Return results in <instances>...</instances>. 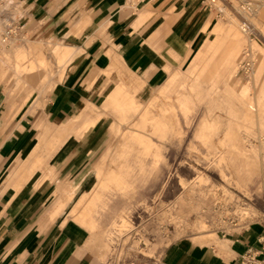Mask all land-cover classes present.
I'll return each instance as SVG.
<instances>
[{"label": "rangeland", "instance_id": "obj_1", "mask_svg": "<svg viewBox=\"0 0 264 264\" xmlns=\"http://www.w3.org/2000/svg\"><path fill=\"white\" fill-rule=\"evenodd\" d=\"M244 1L251 3L256 12H245ZM149 2L135 0L140 4L138 11L159 7V12L148 15L176 21L170 27L182 38V49H170L171 58L163 57L168 72L164 83L171 78V85L143 89L140 77L127 70L121 72L125 80L120 81L133 90L129 96L138 97L133 115L124 124L125 136L116 137L110 130L113 114L67 136L56 144L48 163L55 181L68 183L73 195L57 190L48 172L44 176L48 179L37 188L48 195L63 226H76L90 237L100 251V264H164L163 253L176 243L216 242L223 238L220 229L264 220V0H221L224 12L220 16L195 6L199 0L189 10L179 0L157 8ZM23 15L21 12L17 18ZM244 22L249 24L250 33L243 31ZM215 24L236 28L231 40L236 44V55L231 63L224 62L230 50L229 39H222L209 51L210 41L225 36V32L214 31ZM11 25L13 22L0 25L1 47L6 46L2 38ZM21 36L13 47L25 45V39L30 38ZM58 43L50 40L39 46L53 62ZM249 47L255 57L253 72L239 64ZM16 74L15 70H7L1 84L6 85L8 94L17 97L30 85ZM55 74L42 90H34L27 102L29 112L46 108ZM15 81L17 89L11 91L9 86ZM137 86L141 87L135 89ZM105 99L95 106L102 109ZM33 115L37 119L33 122L36 133L31 149L40 137L56 141L57 124L72 117L57 123L49 116L41 119L38 112ZM92 115L93 110L88 109L80 121ZM239 143L256 149L253 170L246 159L230 152L231 146ZM109 149V159L103 160ZM41 175L39 170L33 181ZM74 208L82 209V215L78 210L73 213ZM101 238L106 247L101 245Z\"/></svg>", "mask_w": 264, "mask_h": 264}, {"label": "crops", "instance_id": "obj_2", "mask_svg": "<svg viewBox=\"0 0 264 264\" xmlns=\"http://www.w3.org/2000/svg\"><path fill=\"white\" fill-rule=\"evenodd\" d=\"M176 1L150 0L148 4L157 8L159 5L175 4ZM179 1L184 3V8L186 4L189 10L197 0ZM139 5L133 0H0V25L8 22L22 24V34L30 37L27 39L41 40L40 44L52 40L59 41L58 44L68 43L74 46L67 70L63 72L64 78L54 87L46 108L41 107L31 113L29 103L22 105L26 95H10L6 91V85L1 84L7 70H15L16 48L13 47V42L4 47L0 45V55L7 52L10 57L8 62L0 64V264H100V251L90 242V237L76 226H63L59 215L50 206L48 195L37 188L43 183V179H48L44 177L46 172L55 180L48 158L67 136L78 134L82 129H88L112 114L114 121L110 130L116 137L125 136L124 122L133 115L138 97L129 96L132 89L120 81L123 79L121 72L127 70L140 77L144 81L143 86L141 85L143 89L155 88L160 84L171 85V78L170 82L164 83L168 72L165 70L166 60L163 57L171 58L170 49H182V43L179 42L182 38L170 27L176 21L155 14L148 15L149 12H159V7L157 10L145 7L141 13L137 8ZM195 6L204 8L200 0ZM21 12L24 15L17 18ZM214 31L225 32V36H216L210 41L209 51L222 39H229L230 50L224 55V62L231 63L236 55V44L231 42L237 33L236 28L215 24ZM38 51L47 55L43 50ZM9 89H17L16 81ZM104 97L105 105L98 109L95 104H99ZM117 100L122 104L119 106L123 107L124 112L117 108ZM88 109L93 110V115L81 122L79 118ZM35 112L42 116L41 119L49 116L57 123L72 116L71 120L57 124H72V127L63 133L62 140L54 148L46 152L48 156L45 165L33 170L26 163L34 149H31V144L36 133L33 127V122L37 119L33 115ZM254 116L255 114L252 119ZM197 136L199 137L198 134ZM73 145L75 144L64 147L70 148ZM43 147L42 145L37 153L43 152ZM110 151H107L103 160L109 159ZM230 152L246 159L249 169L253 170L257 163L255 148H247L239 143L231 146ZM45 167L49 170L46 171ZM39 170H42L41 177L38 176V180L33 181ZM112 171L104 173L112 174ZM100 173L101 170L98 172L99 179ZM120 173L123 175L121 170ZM59 183L56 182L57 190L73 195L68 183ZM77 210L78 208H74L72 211L74 213ZM81 213L82 209H79V216ZM83 225L94 227V224ZM218 232L223 238L216 242L199 244L186 240L176 243L163 253V263L241 264L240 257L247 247L256 244L264 234V220L243 227L235 223ZM217 238L216 235L214 239Z\"/></svg>", "mask_w": 264, "mask_h": 264}, {"label": "bare ground", "instance_id": "obj_3", "mask_svg": "<svg viewBox=\"0 0 264 264\" xmlns=\"http://www.w3.org/2000/svg\"><path fill=\"white\" fill-rule=\"evenodd\" d=\"M11 3V2H10ZM41 20V19H40ZM26 40V39H25ZM42 41L41 40H36V39H27V44H22V46L20 45H16L15 46V64H14V69L16 71V75H18L19 78L25 80L30 86L29 88H26V93L24 95L25 98L23 99L22 105L26 104L29 99L32 97L34 90H42L45 86V82H47V80H49V78L54 74L56 76V78L53 77V81L50 83L49 89H53L57 83H59L60 81H62V77H63V72H64V67L67 63V57L71 52V48L72 46L68 43H65L63 45H57L55 46L54 50H53V54L56 57V61L53 62L51 60V58L47 57V55H42L39 53V49H40V43ZM24 43H26L24 41ZM47 44V43H45ZM46 47V46H45ZM45 50V49H43ZM74 50V49H73ZM73 52V51H72ZM42 53V52H41ZM50 54V53H49ZM72 57V56H71ZM10 57L8 55L7 52L3 53V56L0 58V64H4L5 60L9 61ZM55 60V59H54ZM14 61V60H13ZM123 61V60H122ZM12 63V62H11ZM258 63V61H257ZM2 73V72H1ZM7 77V75H6ZM9 77V76H8ZM4 79V78H3ZM18 84V83H17ZM133 91V90H132ZM25 92V91H24ZM113 93V92H112ZM124 94V93H122ZM114 94H112L113 97ZM116 96V95H115ZM114 96V97H115ZM119 96V95H118ZM117 96V97H118ZM23 97V96H22ZM122 97V95H121ZM20 98V97H19ZM108 98V97H107ZM119 98V97H118ZM117 98V99H118ZM22 100V99H21ZM20 102V101H19ZM117 108L121 111L124 112V109L121 103H119V100H117ZM113 103V102H112ZM116 103V102H115ZM105 105V104H104ZM148 105V104H147ZM84 107V106H83ZM87 107V106H86ZM85 107V109H86ZM83 109V108H82ZM81 109V110H82ZM112 109V107H111ZM129 110V109H128ZM132 112V111H131ZM103 113V112H102ZM114 113V112H113ZM118 113V112H117ZM141 113V112H140ZM126 114V112H125ZM78 115V114H77ZM76 115V116H77ZM103 115V114H102ZM120 114H118L119 116ZM137 115H139L137 113ZM74 116V115H73ZM80 116V115H79ZM114 116V115H113ZM117 116V115H115ZM129 116V115H128ZM127 116V117H128ZM120 117V116H119ZM136 118V116L134 117ZM72 118H70L71 120ZM75 119V118H74ZM78 119V118H77ZM80 119V118H79ZM127 119V118H125ZM122 120V119H121ZM124 120V119H123ZM134 121V120H133ZM123 122V121H122ZM97 123V122H96ZM127 122H124V124H126ZM75 124V123H74ZM46 125V124H45ZM72 125V124H71ZM70 124H66V125H59L58 129H57V136H56V141H49V140H44L43 138H39L37 145L34 147L33 149V153L32 155H30V158L27 160V165L30 166V168L37 169L36 167H41L43 165H45V161H46V156H48L46 154V152L48 150H51L52 148H54L56 146V144H58V142H60L63 138V133L70 127H72ZM206 123L204 124V127H206ZM145 127V126H144ZM163 132V131H162ZM153 135V134H152ZM159 135V133H158ZM116 136V135H115ZM55 139V138H54ZM53 139V140H54ZM151 142V141H150ZM141 144V143H140ZM154 144V143H153ZM156 144V143H155ZM44 146V151L41 153H37L41 146ZM248 159V158H247ZM26 160V159H25ZM251 161V160H250ZM248 160V162H250ZM47 163V162H46ZM23 164V163H22ZM48 166V163H47ZM29 168V169H30ZM47 169V171L49 170L47 167H45ZM28 169V168H26ZM102 170V169H101ZM22 171V170H21ZM31 170H29L30 172ZM36 171V170H35ZM34 171V172H35ZM23 173H26L25 171ZM31 173V172H30ZM28 174V173H27ZM49 174V173H48ZM16 175V174H15ZM18 175V174H17ZM22 175V174H21ZM53 175V174H52ZM19 176V175H18ZM28 176V175H27ZM45 176V175H44ZM22 177V176H21ZM50 177V176H49ZM14 178V177H13ZM20 178V176H19ZM117 176L114 177V179H116ZM27 179V178H26ZM16 180V179H15ZM20 180V179H19ZM23 180V179H22ZM55 181V180H54ZM16 182V181H15ZM57 182V181H56ZM59 183V181H58ZM62 183V182H61ZM64 183V182H63ZM60 184V183H59ZM15 185V184H14ZM13 185V186H14ZM21 185V184H19ZM65 185V184H64ZM60 185H58L59 187ZM20 187V186H19ZM15 188V187H14ZM66 188V187H65ZM59 190V189H58ZM62 192V191H61ZM64 193V192H63ZM66 193V192H65ZM85 207V206H84ZM82 215V214H81ZM91 217V216H90ZM211 235V234H210ZM97 237V236H95ZM99 237V236H98ZM101 237V236H100ZM99 237V238H100ZM103 238V237H102ZM99 239L100 242L99 243L101 245H103L104 247H106V243L104 239ZM98 239V238H97ZM98 241V240H97Z\"/></svg>", "mask_w": 264, "mask_h": 264}, {"label": "built area", "instance_id": "obj_4", "mask_svg": "<svg viewBox=\"0 0 264 264\" xmlns=\"http://www.w3.org/2000/svg\"><path fill=\"white\" fill-rule=\"evenodd\" d=\"M135 3V0H133ZM139 2V1H137ZM202 6L213 11L217 16H220L224 12V6L221 5V0H200ZM243 9L248 14L256 12L255 8L251 3L244 1ZM22 25H11L8 27L2 38V42L5 45H8L16 40L21 39L22 35ZM242 29L246 33H250V26L247 22H244ZM240 67L246 69L247 71L254 70L255 57L254 51L252 48H246L243 52V58L239 63ZM241 264H264V234H262L256 244L250 245L247 247L245 252L240 257Z\"/></svg>", "mask_w": 264, "mask_h": 264}]
</instances>
